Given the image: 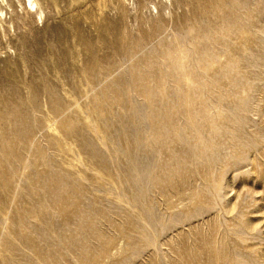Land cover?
Here are the masks:
<instances>
[{
	"label": "rangeland",
	"instance_id": "374dc122",
	"mask_svg": "<svg viewBox=\"0 0 264 264\" xmlns=\"http://www.w3.org/2000/svg\"><path fill=\"white\" fill-rule=\"evenodd\" d=\"M0 264H264V0H0Z\"/></svg>",
	"mask_w": 264,
	"mask_h": 264
},
{
	"label": "bare ground",
	"instance_id": "6f19581e",
	"mask_svg": "<svg viewBox=\"0 0 264 264\" xmlns=\"http://www.w3.org/2000/svg\"><path fill=\"white\" fill-rule=\"evenodd\" d=\"M30 3H31V2H30ZM32 3H33V2H32ZM32 3H31V4H32ZM34 4H35V2H34Z\"/></svg>",
	"mask_w": 264,
	"mask_h": 264
}]
</instances>
